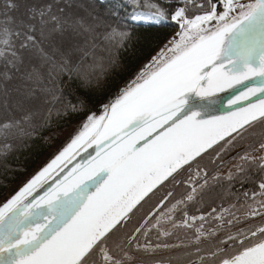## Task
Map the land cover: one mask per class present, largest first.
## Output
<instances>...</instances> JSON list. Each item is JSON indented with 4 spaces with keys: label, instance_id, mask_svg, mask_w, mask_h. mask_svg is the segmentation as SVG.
I'll return each instance as SVG.
<instances>
[{
    "label": "snow or ice",
    "instance_id": "obj_1",
    "mask_svg": "<svg viewBox=\"0 0 264 264\" xmlns=\"http://www.w3.org/2000/svg\"><path fill=\"white\" fill-rule=\"evenodd\" d=\"M67 7L63 0H0V156L12 149L10 137L23 146L24 138L51 127L54 114L85 108L80 98L75 104L64 99L63 78L91 83L104 59L97 49L112 57V48L102 45L122 47L129 38L118 21L95 8L89 19ZM119 8H131L132 21L171 19L178 31L100 106L99 115L89 112L70 142L0 204V264H264V224L218 235L224 224L241 222L231 212L236 204L208 213L220 222L215 230L205 229V215L183 211V219L176 218L179 206L209 185L207 171L182 199L172 203L168 191L138 226L126 230L156 191L180 183L182 171L195 166L199 177L206 156L222 161L250 139L226 178L238 179L242 188L256 185L234 195L244 198L240 207L247 208V219L264 217V0H177L172 11L161 3L118 0L109 15L118 16ZM230 89L236 94L227 98L228 110L212 114L213 98ZM10 92L17 94L11 104ZM89 148L94 155L60 176ZM252 165L257 178L250 175ZM165 224L191 229V237L178 244L148 240L152 229L157 239L173 235ZM170 249L184 251L146 259Z\"/></svg>",
    "mask_w": 264,
    "mask_h": 264
},
{
    "label": "trees",
    "instance_id": "obj_2",
    "mask_svg": "<svg viewBox=\"0 0 264 264\" xmlns=\"http://www.w3.org/2000/svg\"><path fill=\"white\" fill-rule=\"evenodd\" d=\"M117 2L118 0H63L64 4L71 5V7L66 8L67 12L89 18L88 12L95 8L102 17L110 22L118 21L121 30L127 31L130 35L123 42L122 47H116L114 44L102 45V47L110 46L112 48V57L107 52L97 49L98 55L103 56L104 59L101 62L102 67L97 68L91 83L83 84L76 78L71 81H68L67 77L63 78L64 99L74 104L77 103V98L86 101V107L81 109L78 114H70L68 116H56L54 114L51 127L39 131L30 139L24 138L23 146L19 139L9 138L7 143L12 144L13 147L6 157L0 156V202L4 200L8 192H15L16 188L21 187L24 182L34 175V171L45 166L70 142L89 112L99 115L102 112L100 106L108 103L110 99L118 94L120 88L132 80L135 74L163 44L166 36L176 27L175 22L171 19L151 25L136 23L127 18L132 11L131 8L127 10L119 8L118 16H110L109 9ZM141 2L161 3L169 11H172L176 6L177 0H172L171 3H167L166 0H141ZM142 10L148 11L147 8ZM100 31H103V29ZM112 59H114V63L110 62ZM15 83L14 81L9 84V88L13 87ZM16 96L15 92H10V104L16 99ZM3 98V92L0 90V101ZM0 115H3L2 107H0ZM13 115L19 116V113L14 111ZM3 143H5L3 137H0V145ZM245 148L247 149L248 145ZM219 161L216 160L215 163H209V168L207 169L211 177L215 175L219 178L218 181H213L209 186H206L203 193L199 196L200 199H197L192 206H203L205 204L203 201L217 204L220 200H226L230 205H238V202L240 204L244 198L241 196V200L237 201L234 194L256 187L253 183H247L242 188L238 179L229 181L226 178L227 176H218V172L222 170V166L218 165ZM41 162L43 165L40 166ZM249 172L250 175L257 178L255 165L251 166ZM190 190L183 180L176 189L171 188L167 191H172L173 194L184 197L185 193ZM169 199L171 200V197ZM232 211L234 210L232 209ZM237 211H239L238 208L235 212ZM240 211L246 212L247 208H240ZM156 241L157 243L160 242Z\"/></svg>",
    "mask_w": 264,
    "mask_h": 264
},
{
    "label": "flooded vegetation",
    "instance_id": "obj_3",
    "mask_svg": "<svg viewBox=\"0 0 264 264\" xmlns=\"http://www.w3.org/2000/svg\"><path fill=\"white\" fill-rule=\"evenodd\" d=\"M249 143H252V141L242 142L236 148L232 149L227 154H223V160L219 161L218 165L222 166V168L224 166L225 167H229L230 162L238 161V159H233V157H236L238 153L243 154L244 150L246 149L245 147ZM209 163H211V164L213 163V162H211V158H206L203 162H201L202 166L205 167V171H207V172L209 171V170H207L209 168L208 167ZM222 170H223V173L221 172ZM222 170H220L217 175L220 176V177L227 176L229 171H225L224 168ZM234 171H235V169H234ZM195 172L196 171H194L192 169L190 171H182L177 176V180L180 181V183H181V181L184 180L185 184L191 189V184H195L196 181L199 180L200 183H203V179L202 178H203L204 172L199 177H197L194 174ZM189 176L192 177L191 183L189 182ZM213 176H215V175H213ZM212 177L210 176V173H208L209 185L211 184V182H213ZM180 183H173V187H170L167 190H170L171 188L176 189V187L179 186ZM167 190L164 193H162V195H160L158 197V199L154 198L153 200L149 201V204L151 205V207H148L149 210H147L145 215L149 211L154 209V206L158 204V202L164 197V195H166V193L168 192ZM182 198H183L182 196L179 197V195L173 194V197H171V200H172V203H175L177 200L182 199ZM197 199H200V197L198 196L196 198V200H194V201L186 202V205H184V204L180 205L179 206L180 210L177 211L176 214H175L176 218L178 220L183 219V211H186L189 216L195 215V216L199 217L200 215H205L206 216V222L204 223L205 229H212V230L217 229L219 227L220 222H218L215 219H213L212 217L208 216V213H210L213 208H216L217 211L220 212L224 208H229L230 204H228L226 202V200H220L219 203H217V204L216 203H214V204L213 203H209L208 201H203V203H205L203 206H192L197 201ZM242 203H243V200L241 201L240 204H242ZM240 204L238 202V205H236L237 207L231 208V210L232 209L234 210V211H232V213L238 215L237 217L239 218V220L241 222L237 223V221L235 220V221H233L232 225L224 224L223 228H221V230L218 232L219 236L226 238V232L230 231L232 233H236V231L238 229H247V227L249 225H262V224H264V217H256L254 219H247L245 217V212L244 211H240V208H242V207H240ZM237 208H238V210L240 212L239 211L235 212ZM145 215H143V216L145 217ZM230 218H231L230 216L225 214V220L230 219ZM141 220L138 221V224L141 222ZM152 222L154 223L155 220L153 219ZM196 223L199 224L200 221L197 220ZM138 224L132 225V223L130 221L126 230L127 231H131L136 226H138ZM131 225H132V227H131ZM164 227L167 228L169 231H172L174 234L169 236V237H159V239H157V237H155V235L158 236V233H157V231L155 229H152V231L149 233L148 240H150L153 244L157 243L156 240H158L160 242L161 241H165V242H167L169 244H178L181 241H186V239L190 238L191 234H192V230L191 229H183V228H181V229H172L170 224H165ZM137 235H138L139 241L141 243H144L145 242V237H143L140 234H137ZM183 251H184V249H170V250H166V251L165 250H161V251H158L154 255V257H147L146 259L163 260L164 258L180 254ZM193 258H195V257H193Z\"/></svg>",
    "mask_w": 264,
    "mask_h": 264
},
{
    "label": "rangeland",
    "instance_id": "obj_4",
    "mask_svg": "<svg viewBox=\"0 0 264 264\" xmlns=\"http://www.w3.org/2000/svg\"><path fill=\"white\" fill-rule=\"evenodd\" d=\"M138 23H144V24H147V25H151V24H158V23H156V22H154V21H137ZM162 22H164V21H161V22H159V23H162ZM176 31H178V26L176 25V27L174 28V30L171 32V33H169L167 36H166V38H165V41L163 42V44L155 51V53L152 55V56H154L158 51H159V49L161 48V47H163V45L167 42V40H168V38H170ZM151 59V58H150ZM149 59V60H150ZM148 60V61H149ZM148 61L146 62V63H148ZM145 63V64H146ZM257 131H259V126H258V128H257ZM251 140V139H250ZM253 155H260V153H258V152H253L252 153ZM206 158H209V157H205L201 162H203ZM201 162H200V166H201V169H202V171H201V174L200 175H202V173L205 171V167L204 166H202V164H201ZM238 163V161H234V162H230V164H229V167H223L224 169H225V171H229V170H232V171H234V165L235 164H237ZM41 165H43L42 164V162L40 163V166ZM222 168V169H223ZM41 169V168H40ZM40 169H37V171H39ZM192 170H194V171H196L197 169H196V167L195 166H193V168H192ZM37 171H34V174L37 172ZM222 173H223V170L221 171ZM196 173V172H195ZM194 173V174H195ZM31 178V177H30ZM170 187H173V183H166L164 186H162L158 191H156L155 192V195H153L152 196V198L150 199V200H153L154 198H157L158 199V197L160 196V195H162V193H164L167 189H169ZM19 189V187L18 188H16V190H18ZM12 194H14V192H8L7 194H6V196H5V198H4V200H2V202H0V204H2L7 198H10V196L12 195ZM150 200H148V202L147 203H145L144 204V207L138 212V213H136V215L132 218V220H131V223H132V225H135V224H138V221H140L144 216L143 215H145V213L147 212V210H149L148 209V207H151V205L149 204V201ZM235 216L237 217L238 215H236L235 214ZM231 217V216H230ZM230 219H233L232 217L230 218ZM233 221H235V219H233ZM132 225H131V227H132Z\"/></svg>",
    "mask_w": 264,
    "mask_h": 264
},
{
    "label": "water",
    "instance_id": "obj_5",
    "mask_svg": "<svg viewBox=\"0 0 264 264\" xmlns=\"http://www.w3.org/2000/svg\"><path fill=\"white\" fill-rule=\"evenodd\" d=\"M134 22H136V21H134ZM231 94H236L235 90L230 89L227 92L217 94V97L213 98V99L217 100V103L212 105L211 108H210V111L212 112V114L221 115L223 112L228 110L227 98ZM89 154L94 155V151H93L92 148H89L87 150V152L81 150L80 154L77 155L75 160L72 161V164H69L68 167L65 168L63 172L60 173V176H63L74 164H76L77 162H80L82 157L87 159ZM57 178H59V177H57ZM49 183H51V180L49 181ZM45 188H47V185H45ZM43 191H44V189H40L41 193Z\"/></svg>",
    "mask_w": 264,
    "mask_h": 264
}]
</instances>
